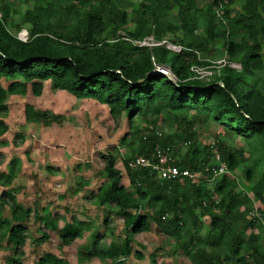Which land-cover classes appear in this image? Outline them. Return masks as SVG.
Instances as JSON below:
<instances>
[{
	"label": "trees",
	"instance_id": "1",
	"mask_svg": "<svg viewBox=\"0 0 264 264\" xmlns=\"http://www.w3.org/2000/svg\"><path fill=\"white\" fill-rule=\"evenodd\" d=\"M31 1V7L21 13V21L17 22L8 1L0 0L1 145L6 143L1 135L8 129L4 121L8 96L25 95L28 90L39 96L43 82L49 81L75 98L104 104L112 116L128 113L129 122L140 116L153 126L156 118L164 115L176 125L182 123L188 130L177 136L188 148L175 163L203 172L198 180L158 179L149 169H130L125 160L133 187L127 191L121 184L115 156L111 152L99 153L105 177L93 195L98 205L119 209L126 235L121 245L107 248H100L97 238L87 257L111 259V264H119L115 255L129 256L134 245L132 236L150 229L147 215L137 211L141 200H146L154 208L150 215L153 222L193 264H264V151L258 154L250 149L251 155L256 153L255 160L244 163V177L252 182L250 190L261 204L256 208L259 216H252V202L247 194L237 191L235 178L224 174L212 185L207 184L211 173L205 168L210 169L213 163L205 154L199 158L192 130L195 119L203 118L227 125L245 137L257 136L264 143V73L256 74L264 72L259 40L264 41V0H243L240 12L230 16L225 9L219 18L215 9L233 0H213L200 9L196 0H142L135 9L139 17L132 29L126 27L128 3L124 0H96L89 4L85 0ZM172 3L177 6L176 23L166 19ZM23 26L28 34L26 41L17 37ZM199 27L201 32L197 33ZM121 30L125 37L119 36ZM167 35L173 44L182 47L180 51L132 42L149 36L160 41ZM218 40L222 41L227 60L239 63L240 69L224 64L211 80L197 78L191 66L211 64L201 60L197 52L214 55L212 46ZM157 66L167 67L172 78L157 71ZM25 116L28 120L46 119L45 111L32 105L25 106ZM216 140L220 157L231 173L244 160V151ZM169 144L168 136L160 137L151 131L145 138L140 136L133 157L149 156L157 149L169 148ZM251 165L261 172L257 181ZM13 176V169L9 173L0 171V206L9 208L8 218H0V247L11 245L15 257L9 264H23L20 258L25 254L30 210L18 205L14 192L7 188ZM196 207L210 218V228L203 236L198 232ZM131 209L136 211L131 213ZM48 218L49 225L56 227L53 217ZM256 225L260 233L246 235ZM82 230L83 222L72 217L61 228L62 241L69 243L81 236ZM46 238L42 232L41 240ZM137 256L141 257V253L137 252ZM34 264L70 263L44 253Z\"/></svg>",
	"mask_w": 264,
	"mask_h": 264
},
{
	"label": "rangeland",
	"instance_id": "2",
	"mask_svg": "<svg viewBox=\"0 0 264 264\" xmlns=\"http://www.w3.org/2000/svg\"><path fill=\"white\" fill-rule=\"evenodd\" d=\"M7 1L15 11L17 22L21 21V13L32 5L31 0ZM85 1L88 4L96 2ZM140 1L142 0H124V3H128L125 7L128 13L127 29H132L139 17L135 9ZM212 1L196 0V5L200 9L205 3ZM242 3L243 0L220 3L215 9L217 17L225 9L230 16L236 15L240 12ZM176 12L177 6L172 3L166 19L176 23ZM26 32L23 26L17 36H25ZM196 32H201V27ZM125 35L123 30L119 32L120 37ZM145 39L146 42L153 41ZM165 40L171 45L181 47L173 44L168 35ZM259 40L264 56V41L261 38ZM212 48L215 52L212 56L197 52L201 60H207L210 65H214L204 66L200 73L205 75V81L211 80L213 74L217 73L218 65L226 63L240 69L239 63L227 60L222 41L214 42ZM209 72L212 76H209ZM261 73L264 72L256 74ZM2 84L5 85V81L2 80ZM6 103L8 113L4 121L8 129L1 135L6 143L0 144V171L9 173L13 169L14 176L7 188L14 192L18 205L30 210L26 218L28 231L27 242L23 248L25 254L20 260L23 264H34L44 253H51L70 264H111V259L87 257L97 238L99 247L107 248L109 245H121L126 235L119 209L111 205H98L93 195L105 177L99 153L111 152L115 156L116 167L122 174L121 184L127 191H132L124 161L135 155L140 136L145 138L151 131L160 137L168 136L170 144L167 154L174 161H179L187 151L188 144L177 134L181 135L188 129L182 123L176 125L164 115L158 116L153 126L140 116L129 122L128 113L112 116L104 104L96 100L75 98L65 90L56 89L49 81L43 82V90L39 96L32 95L28 90L25 95H9ZM26 105L45 111L46 119H26ZM55 115L57 118L53 119ZM192 130L196 133L195 145L200 152L199 158L205 154L211 163V144L216 138L224 140L225 145L243 149L244 160L228 175L235 178L237 191L248 195L252 202L250 208H259L261 204L250 190L252 182L245 179L243 169L244 163L255 160L253 156L256 153L254 151L251 155L250 149H255L258 154L264 151L262 139L257 136L245 137L227 125L203 118L195 119ZM13 161L14 165L11 166ZM251 168L257 181L261 172L253 165ZM217 178L208 180L207 184L212 185ZM0 189L2 190V186ZM152 210L154 208L146 204V200H141L137 211L147 215L150 229L132 236L134 245L129 256L115 255L119 264H193L178 244L156 226L150 217ZM8 211L9 208L0 206V218H8ZM135 211L130 210L131 213ZM194 213L198 218V232L203 236L210 228V218L198 207L194 209ZM49 216L53 217L56 227L49 225ZM72 217L83 222L82 235L64 243L61 228ZM261 225V236L264 239V218H261ZM259 231V226L256 225L247 230L246 235L249 232L259 234ZM42 232L47 234L44 241L41 240ZM137 252L141 253V257L137 256ZM14 257L11 245L0 247V264H9Z\"/></svg>",
	"mask_w": 264,
	"mask_h": 264
},
{
	"label": "built area",
	"instance_id": "3",
	"mask_svg": "<svg viewBox=\"0 0 264 264\" xmlns=\"http://www.w3.org/2000/svg\"><path fill=\"white\" fill-rule=\"evenodd\" d=\"M20 40L26 41L28 38L27 32L25 33V36L20 34L17 36ZM149 39H152L151 42H146V39H143L142 41H132L134 44L138 46H156V45H163L167 49L171 51H180L182 47H177L175 45H171L167 43V40L162 39L160 41H155L152 36L146 37ZM226 64V63H225ZM224 65V64H223ZM208 67H213L214 65H207ZM205 66V67H207ZM222 65H218L219 68ZM231 66V65H230ZM197 68V69H196ZM204 66L200 65H193L191 66V70L197 75V78H202L205 76L204 74L201 75L200 73L203 71ZM235 68V67H234ZM157 71L166 74L171 75V71L164 66H157ZM209 76H212L211 72H209ZM215 74V73H214ZM213 74V75H214ZM212 161L213 166L209 169L208 167L205 168L206 171L211 173V177L208 179H215L219 176H222L224 174H229L228 165L225 161H223L220 157V153L217 148V140H213L212 144ZM168 148L164 149H157L155 152H153L149 156L145 155H138L127 160V166L130 169H138V168H146L149 169L152 173L155 174L156 178L158 179H166V180H175V179H192V180H198L199 178L203 177V172L200 170V172L196 170H191L189 168L185 167H179L176 165L174 159L170 158L167 154ZM252 216H259L256 209H253L251 212Z\"/></svg>",
	"mask_w": 264,
	"mask_h": 264
},
{
	"label": "water",
	"instance_id": "4",
	"mask_svg": "<svg viewBox=\"0 0 264 264\" xmlns=\"http://www.w3.org/2000/svg\"><path fill=\"white\" fill-rule=\"evenodd\" d=\"M168 76H170L171 77V75H168ZM172 78V77H171Z\"/></svg>",
	"mask_w": 264,
	"mask_h": 264
}]
</instances>
